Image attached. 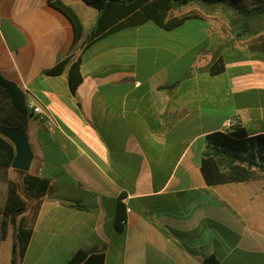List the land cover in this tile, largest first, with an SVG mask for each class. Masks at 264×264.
Listing matches in <instances>:
<instances>
[{
  "label": "crops",
  "instance_id": "0c3cea01",
  "mask_svg": "<svg viewBox=\"0 0 264 264\" xmlns=\"http://www.w3.org/2000/svg\"><path fill=\"white\" fill-rule=\"evenodd\" d=\"M61 1L83 25L75 45L71 22L48 0H0V74L28 107L18 113L0 88V127L24 131L34 154L26 174L49 185L20 264H67L80 250L104 264H202L210 256L264 264V221L249 222L241 188L253 181L209 186L201 172L206 137L226 120L264 134V53L203 13L172 31L146 23L84 50L99 14L83 0ZM82 50L83 81L72 94L68 71L46 72ZM219 57L225 70L214 75ZM10 181L23 176L0 165V264H11L15 242L3 222Z\"/></svg>",
  "mask_w": 264,
  "mask_h": 264
},
{
  "label": "trees",
  "instance_id": "16d2710c",
  "mask_svg": "<svg viewBox=\"0 0 264 264\" xmlns=\"http://www.w3.org/2000/svg\"><path fill=\"white\" fill-rule=\"evenodd\" d=\"M95 9L99 16L95 28L88 36L85 48L109 35L146 23H153L166 31L181 27L196 15H178L186 8L194 7L208 16H220L238 41H252L251 50L264 53V0H83ZM248 1L249 6H243ZM51 7L63 13L71 22L75 45L83 36V25L75 12L61 0H48ZM69 55L61 63L46 72L47 76L57 77L68 71L70 91L75 94L82 84L81 64L83 52ZM212 74L225 70L221 57L212 60L209 66ZM0 88L18 113L28 112L26 96L12 81L0 74ZM13 126V125H10ZM15 157L11 142L0 135V165L10 168ZM201 172L209 186L247 183L264 178V134L250 135L238 127L230 133L216 132L206 137V149L201 159ZM22 184L10 181L9 192L3 209L5 231L8 226L15 233L11 264H20L31 237L32 223L39 203L48 191L46 180L22 173ZM24 194V195H23ZM124 195L121 196L123 199ZM28 211L32 218L24 217ZM127 220V207L122 201L117 206L116 226L123 229ZM67 264H104L103 255L89 254L80 250ZM202 264H223L215 256H210Z\"/></svg>",
  "mask_w": 264,
  "mask_h": 264
},
{
  "label": "water",
  "instance_id": "95a60500",
  "mask_svg": "<svg viewBox=\"0 0 264 264\" xmlns=\"http://www.w3.org/2000/svg\"><path fill=\"white\" fill-rule=\"evenodd\" d=\"M0 135L6 138L15 148V157L11 167L19 172L28 173L34 154L24 131L19 127H0Z\"/></svg>",
  "mask_w": 264,
  "mask_h": 264
},
{
  "label": "rangeland",
  "instance_id": "374dc122",
  "mask_svg": "<svg viewBox=\"0 0 264 264\" xmlns=\"http://www.w3.org/2000/svg\"><path fill=\"white\" fill-rule=\"evenodd\" d=\"M241 4L243 6H249L248 1H242ZM187 9L191 10L189 12L191 14L201 13L198 9L194 7H189L180 12H175L174 15H185L183 13ZM193 22L195 21H192L191 23ZM189 29H192L190 25L187 26L186 30H189ZM251 42H252L251 40L248 41L249 44ZM241 188H243L242 192L246 194L244 198L248 200V206H249L250 213L247 216L249 218V222L253 223L254 221L258 219V217L262 218L264 221V178L258 179L249 184H244L243 186H241ZM29 218H30V215H29ZM262 232L264 233V229L262 230Z\"/></svg>",
  "mask_w": 264,
  "mask_h": 264
},
{
  "label": "built area",
  "instance_id": "2783aa9c",
  "mask_svg": "<svg viewBox=\"0 0 264 264\" xmlns=\"http://www.w3.org/2000/svg\"><path fill=\"white\" fill-rule=\"evenodd\" d=\"M29 108L32 110L34 114L38 116V118L43 121L47 122L49 119L47 115L41 110L40 107L35 106L33 104L29 105ZM241 127V120L238 117H234L231 119H228L224 122L223 127H222V133H230L236 128ZM122 224L126 225V222H122Z\"/></svg>",
  "mask_w": 264,
  "mask_h": 264
}]
</instances>
